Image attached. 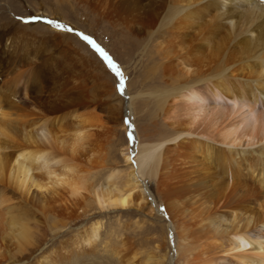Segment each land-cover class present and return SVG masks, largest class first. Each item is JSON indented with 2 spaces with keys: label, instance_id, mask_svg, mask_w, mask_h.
<instances>
[{
  "label": "bare ground",
  "instance_id": "6f19581e",
  "mask_svg": "<svg viewBox=\"0 0 264 264\" xmlns=\"http://www.w3.org/2000/svg\"><path fill=\"white\" fill-rule=\"evenodd\" d=\"M200 1L149 0L141 16L126 18L123 35L132 39L142 35L152 38L159 32L157 40L153 39L158 54L155 62L163 81L157 90L141 94L154 98L152 129L138 130V137L128 143L121 138L123 164H114L105 185L92 187V192L101 208L133 205L140 210L150 207L151 213L155 208L149 199L159 197L178 233L177 258L181 256L180 242L196 251H189L187 264H264V3L207 0L203 8L195 7ZM125 3L126 0H98V7L112 13ZM212 10L216 12L210 13ZM205 11L211 14L209 18L204 17ZM59 19L55 16L50 20L62 24L60 28L54 23L32 25L10 19L0 24V175L6 172L15 178L20 193L26 197L56 195L55 210L64 211L69 219L84 197L81 190L86 185V174L81 175L79 165L75 166L77 161L71 162L76 155L64 154L70 146L68 149L63 136L72 132L73 142L68 141L73 148L70 152L75 153L77 146H90L89 138L96 131L90 130L92 124H87L88 117L81 113L83 105L67 106L47 92L45 86L53 77L47 63L53 60L47 61V56L39 58V44V50L31 47L32 54L24 56L20 44L10 41L4 50L3 43L21 30L25 34L26 28H37L43 50L62 48L102 80L105 95L116 101L109 112L121 116L124 102L117 95L115 84L112 89L113 76L77 36L67 32V25ZM240 22L244 26L241 39L236 31ZM163 26L167 30L159 31ZM123 35L121 41L127 45ZM132 86L130 83L133 94L127 104L133 110L137 92ZM158 115L162 116V123L155 128L154 118ZM112 121L121 126L122 116H113ZM97 126L102 127V123ZM114 128L107 126L110 133ZM69 129L72 131L66 132ZM92 150H77V159L86 157L90 161ZM2 192L0 205L10 199ZM186 200L191 204L192 216H188ZM55 221L59 227L68 222L60 218ZM24 225L17 235L19 246H26L29 240ZM98 225L99 221L74 231L58 252L62 258L56 255L51 264L68 259L65 254L87 256L99 236ZM108 250L107 254L122 264L119 249H113V256ZM231 251L233 254H229ZM167 257L168 251L163 255L155 252L147 261L167 264ZM36 264L49 263L38 260Z\"/></svg>",
  "mask_w": 264,
  "mask_h": 264
},
{
  "label": "rangeland",
  "instance_id": "374dc122",
  "mask_svg": "<svg viewBox=\"0 0 264 264\" xmlns=\"http://www.w3.org/2000/svg\"><path fill=\"white\" fill-rule=\"evenodd\" d=\"M148 1L149 0H137L136 2V0H126L124 6L117 12L114 11L112 13H107L103 12L98 7V0H0V24H4L6 20L10 19L16 23H32V25H38L41 23L47 26L49 25L48 21L50 19H55V16L57 19L60 18L59 20L67 25V32L71 33L74 37L77 36L76 38L91 50V56L96 61L100 60L113 76L114 79L111 81L112 84L110 83L112 89L114 90L115 84V91L124 102V110L121 115V126H119L116 124V121H112V117L118 116V118H120V114L109 112L110 105L113 103L116 104V101H113L108 94L105 95L106 93L104 91L105 88L102 86V80L98 76L94 77L96 75H94V73L92 75L88 66H80V63L82 64V62L78 59L75 60L76 58L73 54L71 55L69 52H63L62 48H59V50L50 49L51 51L43 50L44 48L41 46L42 43L38 39L40 34H36L37 28L28 27L25 30V34L22 32L23 30H21V33L14 35L18 42L14 40L15 38L13 35H10L9 39L4 41V50H7L8 44H10V41H13L16 43L15 45L18 46L20 44L19 46H22L24 49L23 53H25L24 56H30L34 49L39 48V58L41 56H47V61L52 59L53 61H49L52 63H47L51 68L46 66L50 72L52 71L50 77H54H52L53 80L50 78L49 82H47L51 85H49L50 87L45 83V85L47 84L45 88H51V90L46 88L47 92H49L55 100L67 104V106L74 104L83 105L81 106L82 109L80 108L81 113L86 116H84L86 119L88 117L87 124H92L90 130L96 132H92L93 136H90V141L87 139L90 142V146H87L88 143H84L86 145L83 146V144L79 146V148L77 146L76 149H74L75 153L70 152L73 150L70 145V141L73 142L72 130L69 129V131L66 132L71 133H68V135L65 133L66 135L64 134L63 136L64 139L65 137L67 138L65 140L67 148L70 146L69 148L71 149L68 148V151L66 149L67 152L65 151L64 154L68 157L76 155V157L73 156L75 160L69 158V161L71 160V162H75V164H77V161L79 164L74 165L76 167L79 165L77 169H81V175L86 174V185L85 188L81 190V193L85 192L83 195L84 197L79 200V209H75L76 207L73 206L74 215L69 219L65 217L67 215H65L64 211L57 212V210H55L54 197H57L56 195L53 196L51 193H48L46 197L40 198V196H33L31 194L26 197L24 194L20 193L21 190L18 189L15 178L11 177L9 173L6 172H4L5 174L3 173L0 175V192L3 191L2 193H5L10 198L8 201L0 205V264H36V261L38 260L51 264L52 258H55L56 255L58 256V259L62 258L63 254H59L58 252L64 246L62 245L63 242L73 236L74 231L84 230L90 226L91 223L97 221H99V236L97 237V240H94L95 244L91 245L92 248L89 251L90 253L87 254V256L84 255L85 257L81 254H65L69 256V258L61 261L60 264H63L64 262V264H120L118 259L114 258L111 254L115 248L120 251L121 255L119 256H122L123 259L122 264H150L151 261H147L149 256L153 255L155 252L163 255L167 251V264H187L188 257L189 259L191 258L189 251L190 253L196 252L195 250H190L191 248L188 244L185 245V242H180V245L182 244V249L180 251L181 256L179 257L180 260L177 258V248H179L177 246L180 241H178V233L169 220V214L165 210V207H163V202L159 197H154V199L153 197H150L149 202L152 203L153 209L155 208L151 213L149 211L150 207L140 210L133 205L127 207L101 208L100 205L97 204L98 202L94 199V194L92 192L98 186L105 185L106 179L109 176V172L113 169L112 166L114 164H123L121 152L122 146L120 144L121 138L125 140V143H128L130 141L127 136L129 131H132L135 134L134 136L138 137V130L150 132L152 129L150 126L153 124L151 116H153L155 112L154 98L148 97V95L142 96L141 94L143 92L147 93L157 90L163 81L161 77V69L157 62H155L157 60L156 56H158L155 41L158 38L157 35L159 32H155L152 38L148 35H142L140 38H133L134 40L128 36V34L123 35V32L127 29L126 18L141 16L143 14L142 12H145L146 10L145 8L148 5ZM206 3L207 0H202L199 4H196L195 7L203 8V5L205 6ZM141 5L143 7H141ZM215 12L216 10H212L210 13L214 14ZM210 15L204 17L209 18ZM29 16L37 17L38 19H29L31 18ZM69 28L73 29V31H69ZM160 28L159 31L167 30L166 26ZM226 28L227 27H223V29ZM243 28L244 26L240 22L236 29L240 36H238L239 39L244 37ZM26 32H29L28 35ZM223 32L224 30H221V33ZM79 33L91 36L94 41L108 53L118 67L121 68L126 84L123 94L117 87L120 78L108 67V62L104 59L101 53L84 41ZM121 35H123L124 40L126 39L127 45H124L125 43L121 41ZM25 40L27 42H24ZM21 43L23 44L21 45ZM73 43L74 41H72L71 44L74 45ZM38 44L39 46L37 48ZM42 45L44 46V44ZM65 55L68 57L66 58ZM63 56H65V58ZM262 68L264 70V66ZM253 69L261 70L259 67H253ZM130 83H133L132 90L137 92L134 99L136 107L133 110L131 106L129 107L127 104L131 102L129 100L133 94L129 90ZM94 120L97 121V123ZM154 120V122L157 123L155 128H160L162 116L158 115ZM125 121H131L132 127L130 128ZM107 122L110 125L115 126L113 133L108 131L107 126L110 125H108ZM99 123H102V127L98 128L97 124ZM93 127L95 129H93ZM87 140L86 142H88ZM83 147L93 149L94 156H92L90 160L91 163L86 157L82 159L79 158V160L81 159L82 161L77 159L78 156L76 152L79 149H83L84 151ZM66 155L65 157H67ZM87 180L90 182L87 183ZM149 180L152 182V179ZM92 187L94 189H92ZM88 188L90 190H88ZM58 193L60 194L61 191ZM186 201L188 206V216H192L191 204L188 200ZM9 205L11 207H7ZM75 206H77V204ZM11 212L12 214H10ZM22 218H24V220ZM58 218L64 219L65 222L67 220V224L62 227L55 226V220H58ZM23 225L28 231L29 240L26 246H19L17 235ZM262 240H264V236ZM262 240L260 241V244L262 243ZM107 250L113 257L107 254ZM229 254H233V252L231 251ZM37 257H39V259ZM128 257L130 258L128 259ZM69 259L70 262H67Z\"/></svg>",
  "mask_w": 264,
  "mask_h": 264
},
{
  "label": "snow or ice",
  "instance_id": "6c2138e0",
  "mask_svg": "<svg viewBox=\"0 0 264 264\" xmlns=\"http://www.w3.org/2000/svg\"><path fill=\"white\" fill-rule=\"evenodd\" d=\"M29 19H38L37 17H31ZM49 24H55L56 27L60 28V27H63L62 24L60 23H57L56 21H53V20H49L48 21ZM69 31H73V29H68ZM80 36L83 37V40L86 41L88 44H90L96 51L100 52L101 55L104 57L105 60H107L108 62V67L120 78L119 81H118V90L123 94V92L125 91V87H126V84H125V78L123 76V73L121 71V68L118 67V65L114 62V60L108 55V53L102 49L100 47V45H98L94 39L89 36V35H86L84 33H79ZM129 127L131 128L132 127V122L131 121H125ZM127 136H128V139L129 140H134L135 139V136H134V133L132 131H129L127 133Z\"/></svg>",
  "mask_w": 264,
  "mask_h": 264
}]
</instances>
